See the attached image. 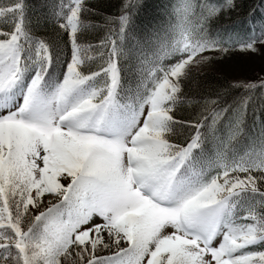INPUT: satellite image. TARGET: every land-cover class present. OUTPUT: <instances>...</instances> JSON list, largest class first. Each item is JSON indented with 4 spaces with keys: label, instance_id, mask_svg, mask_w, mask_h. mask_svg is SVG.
<instances>
[{
    "label": "snow or ice",
    "instance_id": "obj_1",
    "mask_svg": "<svg viewBox=\"0 0 264 264\" xmlns=\"http://www.w3.org/2000/svg\"><path fill=\"white\" fill-rule=\"evenodd\" d=\"M115 7L0 0V264H264V0Z\"/></svg>",
    "mask_w": 264,
    "mask_h": 264
},
{
    "label": "rangeland",
    "instance_id": "obj_2",
    "mask_svg": "<svg viewBox=\"0 0 264 264\" xmlns=\"http://www.w3.org/2000/svg\"><path fill=\"white\" fill-rule=\"evenodd\" d=\"M227 67L229 73L240 77L252 78L256 77L257 75L264 74L260 71L262 67V61L260 58L248 57L243 54H235L233 57H231ZM3 135L4 129L0 127V137H3ZM54 163H57V161H54ZM66 163L67 161L62 160L57 164L56 168L49 170V166L46 164L43 169L38 170L37 176H39V179L33 184V191L37 189H39L41 193L48 191H58L61 187V184L57 181L56 177L59 172L62 171L60 165ZM50 199H54V197H51Z\"/></svg>",
    "mask_w": 264,
    "mask_h": 264
},
{
    "label": "trees",
    "instance_id": "obj_3",
    "mask_svg": "<svg viewBox=\"0 0 264 264\" xmlns=\"http://www.w3.org/2000/svg\"><path fill=\"white\" fill-rule=\"evenodd\" d=\"M92 3L95 4V6L104 13L105 15L115 13L118 0H91ZM156 3H160V0H154ZM259 102V101H258Z\"/></svg>",
    "mask_w": 264,
    "mask_h": 264
}]
</instances>
